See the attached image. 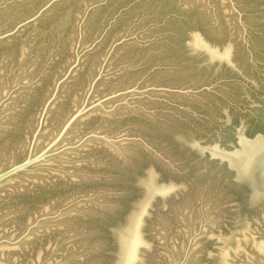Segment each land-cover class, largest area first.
Segmentation results:
<instances>
[{
  "label": "water",
  "instance_id": "obj_1",
  "mask_svg": "<svg viewBox=\"0 0 264 264\" xmlns=\"http://www.w3.org/2000/svg\"><path fill=\"white\" fill-rule=\"evenodd\" d=\"M0 264H264V0H0Z\"/></svg>",
  "mask_w": 264,
  "mask_h": 264
}]
</instances>
